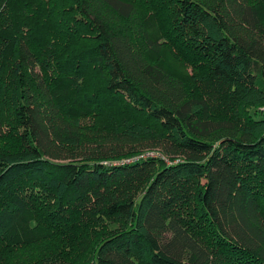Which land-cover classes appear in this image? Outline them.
I'll use <instances>...</instances> for the list:
<instances>
[{
  "label": "trees",
  "instance_id": "trees-1",
  "mask_svg": "<svg viewBox=\"0 0 264 264\" xmlns=\"http://www.w3.org/2000/svg\"><path fill=\"white\" fill-rule=\"evenodd\" d=\"M147 1L0 0V242L28 210L39 253L8 264H264V0L166 2L230 122L151 55Z\"/></svg>",
  "mask_w": 264,
  "mask_h": 264
},
{
  "label": "rangeland",
  "instance_id": "rangeland-1",
  "mask_svg": "<svg viewBox=\"0 0 264 264\" xmlns=\"http://www.w3.org/2000/svg\"><path fill=\"white\" fill-rule=\"evenodd\" d=\"M166 2L167 0H152L151 6L147 5L149 3L148 1L147 3L142 2L139 6V11L144 14H146L145 12L149 9H152L151 15L148 16L146 14V21L149 19L151 22L155 21L156 23L154 29L151 28L152 30H150L147 28V31L150 37L156 42V45L160 46V54L151 53V55L156 54L154 56L158 57L161 65L184 83L189 94L193 95L194 93H197L198 96L206 99L208 102V119L215 122L232 121V114L229 109L224 106L225 99L223 96L209 94V90L206 86L204 87L203 81L207 76V66L205 63L197 57H191L190 54L182 48L179 50L178 47L180 42L174 36H169V22ZM163 39L166 40V43L163 42ZM90 88H93V85ZM70 111L71 109H69V114ZM122 112H124L123 114H129L133 117L137 115L135 111L130 109L128 110L127 108L126 110L123 109ZM75 115L76 111H71V117ZM80 119L82 138H85L84 144H86V146L90 144V147H92L93 139H91V136L97 134V129L100 126L98 124L99 120L94 115H88L86 113L82 114ZM13 132L14 131L10 129L6 130V133L10 136H13ZM1 145L2 149L6 150H9V148L13 150L16 146L10 138L7 141V137L4 142H1ZM148 152L150 153H147L145 157H153L155 155V152L153 153V151ZM18 182L19 184L15 185H18L17 187H19L20 190H23V193H26V197L30 198L28 197L30 196L28 194L32 193L30 186H33V183L31 181L22 182V180H19ZM28 213L29 211L27 210L19 216L12 229L8 232L6 239L2 240V243L0 242L1 246H5L8 249L4 252L7 256L2 261V264H8L10 259L16 256L15 253H17L20 258V262L26 260L27 257L35 258V256L39 254L36 252V248L34 246L35 242L33 240L32 242L29 241V239H34L36 230L32 231L33 223L31 221L28 222ZM19 243H26L24 249H28V251L23 252L22 247L24 246L19 247Z\"/></svg>",
  "mask_w": 264,
  "mask_h": 264
},
{
  "label": "built area",
  "instance_id": "built-area-1",
  "mask_svg": "<svg viewBox=\"0 0 264 264\" xmlns=\"http://www.w3.org/2000/svg\"><path fill=\"white\" fill-rule=\"evenodd\" d=\"M261 111H264V107H262Z\"/></svg>",
  "mask_w": 264,
  "mask_h": 264
}]
</instances>
